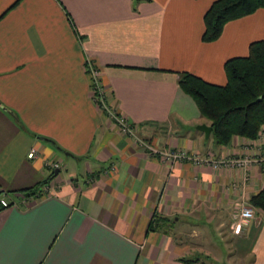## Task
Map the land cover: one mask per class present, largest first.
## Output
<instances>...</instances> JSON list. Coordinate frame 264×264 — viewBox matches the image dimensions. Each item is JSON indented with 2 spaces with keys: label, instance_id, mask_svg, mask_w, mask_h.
I'll list each match as a JSON object with an SVG mask.
<instances>
[{
  "label": "crops",
  "instance_id": "0c3cea01",
  "mask_svg": "<svg viewBox=\"0 0 264 264\" xmlns=\"http://www.w3.org/2000/svg\"><path fill=\"white\" fill-rule=\"evenodd\" d=\"M212 1L0 0V264H206L178 258L214 247L175 243L171 230L197 240L210 224L239 264H264V211L247 203L264 186L257 164L167 163L148 149L255 154L256 140L233 136L220 147L205 137L196 126L209 122L176 83L188 71L223 84L224 61L264 39L259 8L203 42ZM86 62L107 111L91 99ZM45 179L41 195L21 192ZM245 206L253 217L240 219Z\"/></svg>",
  "mask_w": 264,
  "mask_h": 264
},
{
  "label": "trees",
  "instance_id": "16d2710c",
  "mask_svg": "<svg viewBox=\"0 0 264 264\" xmlns=\"http://www.w3.org/2000/svg\"><path fill=\"white\" fill-rule=\"evenodd\" d=\"M139 1L142 0H132V5ZM259 8L264 9V0H213L202 16L201 40H215L225 22ZM223 71V84L207 82L188 71L177 72L176 80L179 89L193 100L200 116L209 122L213 144L220 147L233 136L252 140L264 126V39L250 42L246 55L226 59ZM46 182L47 179L21 192L26 196L41 195ZM247 203L264 211V186L250 195ZM158 220L161 218L149 221L147 229L156 230ZM178 260L188 263L197 262L198 258Z\"/></svg>",
  "mask_w": 264,
  "mask_h": 264
},
{
  "label": "built area",
  "instance_id": "2783aa9c",
  "mask_svg": "<svg viewBox=\"0 0 264 264\" xmlns=\"http://www.w3.org/2000/svg\"><path fill=\"white\" fill-rule=\"evenodd\" d=\"M84 70L87 73L89 77L90 82V89H91V99L99 107L100 109L107 111V106L105 104V94L103 91V88L98 82V71L97 69L91 64L86 62L84 64ZM110 115V118L113 119L116 122V125L122 133L128 134L131 133L130 128L128 127V124L121 118L110 111L108 112ZM262 139H264V126L261 127L259 130L257 136L252 139L256 140L257 143L255 146L257 147L255 154H241L237 156H226V157H213L210 153H207L205 156H198V155H192L186 152L184 149H154L150 148L149 152L153 155L158 156L162 161H165L167 163H173V162H181L188 160L193 164L197 165H206L213 169L218 168H234V169H245L248 168L252 163H255L259 166L260 171L264 173V153L260 150V145L263 143ZM33 151L30 150L27 153V157H32ZM56 166V165H54ZM0 204L2 206H7L8 203L4 199H0ZM238 217L240 219H247L253 217V212L251 207L245 206L241 207L238 211ZM237 224L233 226V228L237 227Z\"/></svg>",
  "mask_w": 264,
  "mask_h": 264
},
{
  "label": "rangeland",
  "instance_id": "374dc122",
  "mask_svg": "<svg viewBox=\"0 0 264 264\" xmlns=\"http://www.w3.org/2000/svg\"><path fill=\"white\" fill-rule=\"evenodd\" d=\"M43 192V191H41ZM207 229H206V233H204L206 236L203 235V238L202 239H197V240H194V239H188V238H191V237H187V238H184L182 239V237L178 238V226L175 225L172 230H171V236L173 238V240L175 241V243L180 240L182 241V243H186L188 244V246H195L197 247L198 244L201 243L202 246H205L206 248L207 247H211L214 249V253H211L212 256H204L202 254H199L197 250H190L189 252L185 253L184 254V257L183 258H199L201 260H203L204 262H207L206 264H232V263H235V264H239V262L241 261V259H238L236 256H234V254H232V248L228 247L226 248L227 246H225V244H222L221 245H224L225 247L224 248H221L220 247V242H219V238L217 237V235L219 236L220 235V231L216 228L213 224H210L208 226H206ZM204 228V226L202 227ZM238 227H235L234 229H237ZM201 232V231H200ZM202 233V232H201ZM236 234V232H234ZM234 234L233 237H235L236 235ZM241 243H244L245 245H248V247L250 249H252L251 247V243H248V242H245L244 240L242 239H239ZM222 242V241H221ZM243 259L242 260H245L246 262L248 260H251L252 258L249 257V256H243L242 257Z\"/></svg>",
  "mask_w": 264,
  "mask_h": 264
},
{
  "label": "water",
  "instance_id": "95a60500",
  "mask_svg": "<svg viewBox=\"0 0 264 264\" xmlns=\"http://www.w3.org/2000/svg\"><path fill=\"white\" fill-rule=\"evenodd\" d=\"M196 128L201 130L204 133L205 137L208 135V133L211 130L210 126H207V125H204V124L197 125ZM54 172H56V171H54Z\"/></svg>",
  "mask_w": 264,
  "mask_h": 264
}]
</instances>
